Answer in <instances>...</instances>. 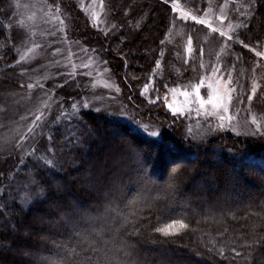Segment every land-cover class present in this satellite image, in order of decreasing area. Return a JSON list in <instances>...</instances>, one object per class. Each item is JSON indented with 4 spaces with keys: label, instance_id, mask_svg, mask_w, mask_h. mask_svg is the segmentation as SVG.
<instances>
[{
    "label": "rangeland",
    "instance_id": "obj_1",
    "mask_svg": "<svg viewBox=\"0 0 264 264\" xmlns=\"http://www.w3.org/2000/svg\"><path fill=\"white\" fill-rule=\"evenodd\" d=\"M151 1L163 4L168 18L149 46L144 29L152 20ZM215 2L193 6L194 0H0V29L6 40L2 46L10 47L13 57L9 64L0 62V190L27 159L56 163L55 136L65 137L82 111L107 114L153 143L189 146L187 152L199 154L193 165L211 177L218 178L211 168L220 158L214 151L202 156V149L190 146L237 141L263 153L264 39L247 47L237 41L241 24L233 8L240 9V2ZM193 16L205 23H196ZM138 34L139 43L129 49L112 47L115 39L122 42ZM117 63H126L130 72H120ZM3 66L11 73L1 82ZM137 125L160 136L148 137ZM101 136L99 131L93 134ZM115 138L121 145L133 143L148 151L151 159L140 166L147 179L164 178L166 171L174 174L183 163L162 155V145L150 150L121 133ZM202 158L207 162L197 163ZM254 170L241 164L225 168L228 175L243 172L246 177ZM224 188H213V195L235 194L230 185ZM171 232H177L176 227Z\"/></svg>",
    "mask_w": 264,
    "mask_h": 264
},
{
    "label": "trees",
    "instance_id": "obj_2",
    "mask_svg": "<svg viewBox=\"0 0 264 264\" xmlns=\"http://www.w3.org/2000/svg\"><path fill=\"white\" fill-rule=\"evenodd\" d=\"M194 1L193 6H203L211 0ZM231 1L240 2V9L233 8L241 24L237 41L256 45L264 39V0ZM148 8L152 20L144 33L150 46L168 11L154 1ZM3 32L0 62L9 64L12 49L2 46ZM139 35L115 39L112 47L129 49L139 43ZM117 67L130 72L126 63ZM7 73L11 70L3 66L2 74ZM107 126L115 129L105 130ZM98 131L102 136L94 138ZM117 133L150 150L162 145V155L183 159L179 171L147 179L140 166L151 159L148 151L133 143L121 145ZM155 143L107 114L82 111L65 137L55 136L56 163L27 159L1 184L0 264H264V152H252L237 141L191 144L202 149V156L214 151L220 158L211 168L217 178L193 165L199 154L187 152L189 146ZM202 161L207 159L197 163ZM238 164L256 171L250 177L225 172ZM158 169L154 171L160 174ZM229 185L235 190L232 196L213 195V188ZM170 225L176 227L175 235L157 231Z\"/></svg>",
    "mask_w": 264,
    "mask_h": 264
},
{
    "label": "snow or ice",
    "instance_id": "obj_3",
    "mask_svg": "<svg viewBox=\"0 0 264 264\" xmlns=\"http://www.w3.org/2000/svg\"><path fill=\"white\" fill-rule=\"evenodd\" d=\"M192 19L196 22V23H199V24H204L205 21L204 20H197V18L195 16L192 17ZM213 31L215 32L216 29H213ZM221 36L224 35V33H220ZM229 39H231V37H228ZM245 47H247V45H245ZM259 55V53H258ZM253 91H255V89H253ZM185 95H187V93H185ZM200 96V91H199V86L197 87V91H196V97L198 98ZM199 103H200V106L203 107L204 106V101L201 99L199 100ZM214 107H219V104H214L213 105ZM221 119H223V117H221ZM253 123H255V120H253ZM137 127L139 128V130L146 136L148 137H159L160 136V133L158 131H151L149 130L148 127L146 126H140V125H137ZM174 227V225H170L168 226V228L166 229H157V231H160V232H163L164 235H169V234H172V235H175L176 233H172L171 232V229ZM180 227L181 228H184L186 227V225H184L182 222L180 223Z\"/></svg>",
    "mask_w": 264,
    "mask_h": 264
}]
</instances>
